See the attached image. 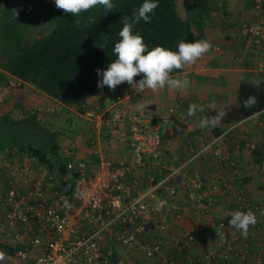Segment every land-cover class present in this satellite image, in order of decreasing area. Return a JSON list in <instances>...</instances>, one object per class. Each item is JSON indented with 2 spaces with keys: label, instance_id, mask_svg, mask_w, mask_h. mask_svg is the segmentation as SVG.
<instances>
[{
  "label": "built area",
  "instance_id": "obj_1",
  "mask_svg": "<svg viewBox=\"0 0 264 264\" xmlns=\"http://www.w3.org/2000/svg\"><path fill=\"white\" fill-rule=\"evenodd\" d=\"M257 2L256 7L264 13L262 1ZM241 31L250 46L264 43V15L260 21L244 24ZM120 103L117 97V108L109 110L118 123L124 119ZM174 113L173 108L159 111L151 107L131 113L127 142L132 159L104 160L94 169H88L83 161H77V165L70 161L68 168L77 167L80 176L69 194L55 187L50 181L52 174L33 169L29 154L19 155L12 164L7 162L5 169L0 168V246H16L14 257L21 264H138L132 255L139 238L160 216L159 231L168 237L140 246L144 264L155 260L165 245L194 248L192 264H264V229L250 230V226L249 245L244 246L240 231L229 225L235 211L251 210L257 216L259 206L254 197L248 190H240L236 178L224 173L223 165L217 181L208 185L203 174L189 171L209 149L216 160L221 158L222 150L216 146L220 138L214 139L212 146L210 142L202 143L189 159L169 168L160 181L154 182V174L162 173L166 163L163 130L174 123ZM89 116L99 117L94 112ZM234 164L229 160L230 166ZM161 188L166 192L158 197ZM183 195H187L185 200ZM218 208L227 214L215 218ZM187 209L215 230L214 246L209 240L211 232L202 242L208 243L200 245L196 233L181 234L174 222L168 221L169 214L180 220ZM34 227L47 233L39 251L35 247L40 238L30 235ZM258 235L261 238L256 241ZM250 245L258 250L251 252ZM115 251L118 261L111 263L109 257ZM162 264L183 263L171 255Z\"/></svg>",
  "mask_w": 264,
  "mask_h": 264
},
{
  "label": "trees",
  "instance_id": "obj_2",
  "mask_svg": "<svg viewBox=\"0 0 264 264\" xmlns=\"http://www.w3.org/2000/svg\"><path fill=\"white\" fill-rule=\"evenodd\" d=\"M112 2L115 7L111 12L104 6H97L75 17L58 9L55 0H0V90H13V109L20 108L23 113L19 118L14 117L12 111L0 115V162L6 157H14L15 154L29 153L39 166L43 165L47 172L53 175L50 181L55 187L68 194L73 191L80 176L79 171L77 168H68L71 159L61 154L58 133L40 121L37 105L26 101L25 87L27 84L35 86L57 104L75 106L81 112L86 110L87 103L94 97L112 93L115 96L112 102H115L118 96L125 94L121 87L137 89L136 84L131 86L127 82L118 85L115 91L107 86L98 87L101 77L97 75V69L106 70L117 58L114 46L120 39L122 18L132 17L144 0ZM154 2L159 6L149 14L150 22L141 20L134 25V33L138 32L144 37L149 50L163 46L176 51L181 39L185 42L203 39L200 29L203 22L196 20L193 15L205 13L206 0ZM13 9H20L18 16L13 15ZM185 13L187 17L184 16ZM89 17H94L95 23H89ZM76 19L80 20L79 25L75 23ZM13 78L20 81L18 87H11ZM142 78L143 74L135 77V80L138 82ZM254 84H259V87H254ZM249 95H255L258 103L245 109L243 101ZM238 96L239 104L225 111V119L230 124L264 110V81H243ZM254 155L260 165L264 159V148L254 149ZM216 163L219 162L216 160ZM221 166L222 164L220 168ZM168 172L157 173L154 182L160 181ZM203 176L207 185L218 179L210 181L204 174ZM236 182L240 185V190L246 192L247 185L244 186L237 179ZM254 200L259 206L258 219L250 230L258 227L264 229V219L259 218L264 206L259 200ZM199 232H196V235L200 241L202 237L207 240L206 233L211 232L209 240L211 239L212 246L215 245L217 238L214 229L208 227L205 232ZM259 238L261 237H256L255 240ZM240 241L243 242L242 238ZM247 245L249 239L244 237V246ZM15 249L16 246H0V252L5 253L6 257L0 264L16 263ZM249 249L254 252L257 247L250 245ZM117 257L118 253L115 251L109 261L115 263L118 261Z\"/></svg>",
  "mask_w": 264,
  "mask_h": 264
},
{
  "label": "crops",
  "instance_id": "obj_3",
  "mask_svg": "<svg viewBox=\"0 0 264 264\" xmlns=\"http://www.w3.org/2000/svg\"><path fill=\"white\" fill-rule=\"evenodd\" d=\"M257 1L206 0L204 3L209 11L206 9L203 14L193 15L196 20L203 22L200 28L202 38L212 44V49L195 64L171 73L173 77H180L184 81L183 89L169 90L166 86L155 92L149 89L141 92L139 88L130 87H121V90L125 93L122 108L126 115L141 109L138 107L141 103L143 108L153 107L159 111L174 107V124L164 126L163 130V159L166 161L163 172L189 159L192 151L201 148L202 143L210 142L212 146V141L220 138L216 143L222 150L221 158L217 160L219 163H216L213 150L209 149L194 161L189 169L190 173L198 171L214 181L218 178L222 164L225 166L224 173L235 177L244 186L246 184L249 193L263 205L264 159L258 165L254 149L264 148V110L232 124L226 121L224 115L214 128L199 127L205 116L216 115V112L225 113L226 109L239 104L238 91L243 81H264V43L250 46L241 31L247 22L260 21L263 17L264 13L255 6ZM261 1L264 8V0ZM184 16L187 17V13ZM114 97L112 93L94 97L89 100L84 112L74 106H63L52 101L56 109H72L81 118L79 124L85 123L79 126L82 137L80 141L72 143L69 150L61 144L62 155L84 160L92 168L104 160L132 159L133 152L127 142L130 125L128 119L119 123L117 129H113L107 123H101L100 118H96L98 123H95L88 116L89 109L98 114L104 113L112 105ZM193 103L203 106L204 110H197L193 116H188L187 110ZM47 117L49 120L50 116ZM229 160H233L235 164L230 166ZM157 196H160L159 192ZM186 198L187 195L182 196L183 200ZM226 213V210L216 209L214 217ZM171 219H174L176 231L181 234L200 233V230L205 232L208 228L206 221L199 222L189 209L180 220L175 217ZM201 240L206 241L203 237ZM195 252L192 249L183 251L175 245H165L163 252L155 260L147 261V264H162L171 253H175V256L180 254L183 264H192ZM17 263L16 260L14 264Z\"/></svg>",
  "mask_w": 264,
  "mask_h": 264
},
{
  "label": "clouds",
  "instance_id": "obj_4",
  "mask_svg": "<svg viewBox=\"0 0 264 264\" xmlns=\"http://www.w3.org/2000/svg\"><path fill=\"white\" fill-rule=\"evenodd\" d=\"M55 6L58 9L63 10L65 13H71L75 17H79L82 12H88L89 10L97 6H104L108 12H111L112 9L115 7L112 0H55ZM158 6H159L158 3L154 2V0H144L142 6L139 7L138 11H135L133 13L132 17L125 16L122 18L123 27L119 31L120 39L117 43H115L114 46V54L116 55L117 58L108 65L106 70L97 69V75L101 77V79L98 82V87L104 88L105 86H107L109 89L115 91L118 85L127 82L131 86L133 84H136L141 92H143L145 89H149L155 92L157 90L164 89L166 86L169 90L183 89L184 81L180 77H173L171 73L174 70H181L185 68V66L195 64L199 59L203 58L205 54L211 51L212 44L207 39H200L195 42H185L183 39H181L178 44V50L176 51H173L169 48H165L163 46H156L151 50H149L148 46L144 42V37L138 32L134 33V25L138 24L141 20H143L145 23L150 22L151 17L149 14L153 13L154 10L158 8ZM19 12L20 9L12 10L14 16H18ZM75 23L79 25L80 20L76 19ZM89 23H95L94 17H89ZM100 48L103 49V47ZM141 74H143V78L137 82L135 80V77ZM253 86L258 88L259 84H254ZM120 98H121V103L119 104V107L123 111L122 108L123 95ZM116 101L113 102L112 105L107 107L105 109V112L102 114H98L93 110H88L89 111L88 116L89 113L94 112L100 118H103L101 123L105 122L107 123V125H110L113 129H117L119 123L115 122L112 119V114L109 113L110 109L117 108L115 106ZM257 103H258L257 97L255 95H249L244 99L243 107L245 109L252 108ZM138 107L143 109V103H141ZM169 108L174 109V107H169ZM197 110L202 112L204 110L203 106L193 103L189 105V108L187 110V115L193 116L197 112ZM123 115H124L123 121L126 119L129 120L130 114L126 115L123 112ZM224 115H225L224 112H216V115L205 116L200 121L199 127L214 128L217 126V124L223 118ZM90 118L92 119V121H95V123H98L96 122V118H92V117ZM46 125L49 126V124ZM18 156L19 155L15 154L14 157H6V159L3 162H0L1 170L5 169L7 161L11 159H16ZM70 161H74L76 165L77 163H79L77 161H83L86 163V161L84 160H76L74 158H71ZM31 162L36 166L37 169L40 170L44 169L45 173H48L47 170L43 167V165L39 166L36 163L35 159H33L32 157H31ZM86 165L88 169L89 168L94 169L88 163H86ZM167 171L169 170L167 169ZM79 175H80V171H79ZM160 190L161 191H158L160 195L159 197H161L163 195L162 193H164L162 188ZM260 214L264 215V210H261ZM256 223H257V216L251 210L246 212L235 211L231 214V219L229 221L230 227L240 231L241 235L244 236L245 238L248 235L250 226H255ZM152 226L153 225L150 226V229L152 228ZM157 230L159 231V229ZM149 231L150 230H147L146 232ZM164 237H168V236L166 235V233H161L159 231V233L157 232L156 234L155 240ZM181 250L185 251L187 249H181ZM171 255L175 256V253H171ZM175 257L182 262V259H180L178 256ZM5 258H6L5 253L0 252V261L4 260Z\"/></svg>",
  "mask_w": 264,
  "mask_h": 264
},
{
  "label": "rangeland",
  "instance_id": "obj_5",
  "mask_svg": "<svg viewBox=\"0 0 264 264\" xmlns=\"http://www.w3.org/2000/svg\"><path fill=\"white\" fill-rule=\"evenodd\" d=\"M182 7V6H181ZM11 87H18L20 85V81L17 80L16 78H13L11 80ZM25 96H26V101L27 102H33L34 104L37 105V108L39 109V118H43L40 121L44 122L45 124H49L50 128L56 131L59 135V140L62 144L63 147L67 148L69 150L70 146L72 143H76L77 141H80L81 137V129L79 126L80 125H85L84 122L80 123L81 118H79L73 111L72 109L70 111L67 110H59L56 109V107L53 106L52 101H54L52 98H50L47 94L44 92L40 91L37 89L35 86L32 85H26L25 87ZM11 92L13 95V90L7 91L5 89L0 90V115L11 112L14 117H21L23 115L22 111L20 108L13 109V104H12V99L15 96H11ZM55 102V101H54ZM75 107V106H74ZM77 113V111H76ZM78 114V113H77ZM47 115H49V121L47 118ZM100 118V117H97ZM102 120V118H100ZM97 122V121H96ZM79 146V144H77ZM8 163L12 164L14 162V159H11L7 161ZM30 166L38 170L36 166L31 163ZM7 167V166H5ZM1 168V167H0ZM164 193L166 192V189H162ZM161 191V190H159ZM264 205V203H263ZM264 210V209H261ZM186 211V210H185ZM185 211L184 214H185ZM261 213V212H260ZM168 221L173 222L171 218H174L173 214L168 215ZM259 218L264 219V215H259ZM159 223H160V216H156L154 221H153V226L151 229H149V232H144L139 239V245L134 251V254L132 255L133 258H135L136 262L138 264H144V259L140 258V246L146 245L150 243L151 241L155 240L157 232L159 231ZM30 235L32 236H37L40 238L39 242L37 243V246L35 247L36 251H39L43 241L46 240L47 238V233H44L42 231H39L37 227H34L32 231L30 232ZM164 236V235H163ZM202 243V241L200 242ZM195 251L194 248H190ZM189 250V249H188ZM179 258L181 257L180 254L177 255ZM122 257L124 258L125 255L123 253ZM182 259V258H180ZM17 264H21L19 260H17ZM147 263V262H146Z\"/></svg>",
  "mask_w": 264,
  "mask_h": 264
}]
</instances>
